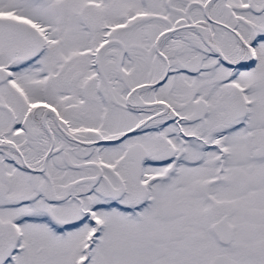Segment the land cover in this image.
<instances>
[{
    "label": "snow or ice",
    "instance_id": "obj_1",
    "mask_svg": "<svg viewBox=\"0 0 264 264\" xmlns=\"http://www.w3.org/2000/svg\"><path fill=\"white\" fill-rule=\"evenodd\" d=\"M0 264H264V0H0Z\"/></svg>",
    "mask_w": 264,
    "mask_h": 264
}]
</instances>
